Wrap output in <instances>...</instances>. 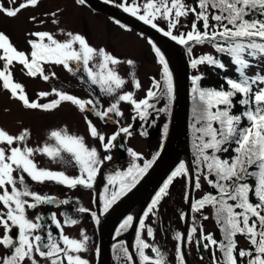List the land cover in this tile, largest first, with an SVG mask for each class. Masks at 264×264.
I'll use <instances>...</instances> for the list:
<instances>
[{"label":"snow or ice","instance_id":"6c2138e0","mask_svg":"<svg viewBox=\"0 0 264 264\" xmlns=\"http://www.w3.org/2000/svg\"><path fill=\"white\" fill-rule=\"evenodd\" d=\"M41 2L22 0L17 4V0H10L14 6L6 8L0 3V14L16 18L22 10L39 7ZM75 2L82 5L85 0ZM117 6L184 46L193 70L198 72L203 65L226 69L217 55H194V45L207 44L215 53L228 56L238 74L234 78H224L227 89L223 85L219 89L202 87L200 81L204 78L203 73L190 77L194 134L192 163L195 172L181 161L143 211L133 244L139 264H169L167 254L143 238L146 234L154 240V229L146 224V220L149 216H156L161 201L169 195V188L176 178H188L191 181L193 177L195 189L201 188L200 180L203 178L215 190V194L206 193L193 200L191 211L198 213L211 207L221 239L217 240L212 233L205 234L202 225L194 224L187 231V240L191 242L199 231L200 237L196 243L206 242L203 243L205 250L214 249L210 264H264V73L258 71L253 75L247 74L254 62L264 61V0H197L194 7L185 0H131V3ZM57 12L48 15L56 17ZM189 14L194 16L190 30L178 31L183 26L182 18ZM29 19L33 23L37 21L36 16ZM159 21L166 23V29L160 26ZM52 23L59 24V20L53 19ZM59 31L66 37L62 41L48 31H29L26 34L27 51L18 49L10 37L0 31V88L8 91L10 97L26 109L50 112L58 109L62 102H69L81 113L90 112L100 121L113 120L119 126L106 137L87 115L83 117L88 135L99 141L105 153L111 152L116 146L114 142L122 134L128 137L133 135L134 123L123 125L120 119H114L124 117L122 103L131 106L132 121H140V135L147 136L145 126L155 124V121H150L152 114L169 112L174 96L173 74L161 50L149 41L162 66V72L160 79L151 78V86L145 96L137 99L133 91H123L127 82L116 71L115 66L124 61L103 47L97 49L91 46L87 38L78 32ZM126 63L132 65L134 62L128 60ZM17 65L27 77H39L45 82L56 75L55 72H46L45 65L63 66L68 73L78 77L82 84L89 86L90 98L81 99L53 88L52 92L38 93L39 98L54 94L56 98L50 102L30 100L25 86L14 79L12 69ZM92 88H98L112 102L103 107ZM133 88L139 90L142 85L134 80ZM237 95L241 97L238 103L243 109L240 114L233 112V101ZM161 99H165V104L157 108ZM167 132L166 123L163 126L164 135ZM29 138L30 131L27 128L17 135L0 128V228L3 229L0 247L6 250V254L0 255V264H41L42 261L43 264H91L82 255L89 251L90 238L85 230H80L79 238H70L63 231L65 226L78 225V219L66 211L59 213L63 217L62 221L55 212L47 217L40 213L34 217L28 215L29 210H36L40 206H67L73 202L40 194L32 189L28 181L37 184L54 182L68 189L77 186L92 189L98 174L102 172V165L112 161L113 156H101L95 146L86 144L83 136L70 133L66 127L52 130L48 135V141L52 143L45 142L40 147L27 146ZM229 151L233 153L231 157L220 155ZM127 152L131 158L128 167L107 175L108 187L101 197L103 213H107L136 186L160 155L157 152L151 160H146L132 148H127ZM37 153L45 155L64 170L38 166L34 159ZM141 160L142 164L139 163ZM72 167L78 170L75 176L67 174V169ZM188 199L186 195V203ZM76 204L79 205V200ZM74 211L89 213L95 223L100 222L97 212L87 207H74ZM184 218L182 213L181 219ZM202 219L208 220L209 216L204 215ZM48 220L59 230L58 236L53 234ZM133 223L134 217L128 215L117 228L116 236L129 230ZM237 235L246 238L250 245L248 249L238 248ZM173 239L178 242V264H186L181 249L182 234L175 232ZM113 249L122 253L127 264H135L124 241L114 244ZM146 250H150L152 255L147 254ZM216 251L220 253L219 257ZM95 253L99 254L98 247ZM116 258L119 260L120 256Z\"/></svg>","mask_w":264,"mask_h":264},{"label":"rangeland","instance_id":"374dc122","mask_svg":"<svg viewBox=\"0 0 264 264\" xmlns=\"http://www.w3.org/2000/svg\"><path fill=\"white\" fill-rule=\"evenodd\" d=\"M195 1L196 0H185L187 4L193 7V3ZM20 2H22V0H17V4ZM0 3H2L6 8L14 6L11 5L10 0H0ZM109 3L118 7L117 5L131 3V0H111V2ZM118 8L123 9L122 7ZM57 10L59 11L57 12ZM52 12H57V16L52 17L51 15H48ZM32 16L37 17V21L35 23H33L29 19ZM53 19L59 20V24H53ZM41 20L44 21L43 24L40 23ZM193 20L194 16L192 14H189L186 18H182L181 25L183 26L180 27L178 31L186 32L190 30V26ZM158 23L161 27H164L166 29L165 22L159 21ZM60 29H64L65 32H78L87 38L91 46L97 49L103 47L108 52L124 61V63L115 66L116 71L127 82L125 87L123 88V91H133L137 99L143 98L145 96L146 90L151 86V78L155 77L156 79H160L162 66L158 63V58L155 56L151 44H149V39H146L142 35H138L131 29L128 30L126 28H123L109 18H106L98 13H93L91 10L83 7L81 4L76 3L75 0H42L39 7H29L25 10H22L16 18H8L7 16L0 14V31H3L6 35H8L12 43L20 50H28V45L26 44V39L28 37L26 34L29 31H48L50 33H53L58 40L62 41L66 37L60 33ZM181 48H183L184 55H186L187 59H189L186 48L184 46H181ZM193 48L194 55L197 57L202 54H216L214 52V49L207 44L194 45ZM162 54L164 55V53ZM165 59L168 62L169 69L173 74V70L171 69L169 60L166 57ZM128 60H132L134 63L132 65H128L126 63V61ZM206 67L207 65L200 66L198 72L190 67V69L192 70L191 73L193 75L202 73ZM45 70L46 72H55V77H51L49 81L45 82L39 77H27L21 71L19 65L15 66L12 69L14 79L25 86L26 93L30 100H37L40 103L50 102L52 99L56 98L54 94L48 97L39 98L38 93L42 91L52 92L53 88L61 89L81 99L90 98L89 86L82 84L78 77H74L72 74L68 73L63 68V66L45 65ZM258 71L264 73V61H260L259 63L254 62L253 66L247 70V73L251 74ZM134 80H138L141 83V89L137 90L133 88ZM173 84H175L174 76ZM91 90L94 91L96 96L100 98L101 105L103 107H107L112 102L111 98L106 95H102L99 92L98 88H92ZM173 99L172 103L174 104ZM164 104L165 99H161L157 104V108L163 107ZM121 110L124 112V117L114 119H120V123L123 125L134 123L132 130L133 135L131 137L124 136V147L126 148V150L127 148H132L136 152L140 153L144 159L151 160L152 156L155 155L159 150L160 144L162 142L160 136L161 133L159 132V126L162 125L165 121V114L153 113L150 117V121H155V124H147L145 126V130L148 132V135L141 136V122L132 121L131 117L133 115V112L131 106L126 103H122ZM192 110L193 105H191L189 108L190 132L193 134ZM85 115H87L89 119L94 122L97 128L103 134H105L106 137L113 134L119 126L114 123L113 120H109L107 122L100 121L90 112L81 113L75 106L71 105L69 102H62L61 106L58 109L52 110L50 112H45L40 109H26L19 101L11 98L8 91L0 88V128H3L13 135H17L25 128H27L30 131V138L27 141V146L36 148L43 146L45 142L52 143V141H48L49 133L52 130L66 127L70 133L83 136L85 138L86 144L89 147L95 146L101 156L105 154H111L113 156V160L105 162L102 167H104L105 164H109L115 161L116 166L114 167L113 172L115 170H123L125 169V167L127 168L131 159L128 152L123 155L121 151L115 146L110 153H105L100 146L99 141L93 139L88 135L87 125L83 118ZM190 154L191 149L188 154H186V159L182 160L186 162L187 165L188 162L189 164H191L192 162ZM34 159L40 167L49 168L51 170H64L59 164L52 163L51 160L43 154L37 153ZM139 163L142 164L143 160L139 161ZM67 174L69 176H75L78 174V170L75 167L68 168ZM184 180L185 178H176L173 181L172 185L169 188V195L161 201L156 216H149L147 218L146 224L152 226L154 229V240L152 238H148L146 234H144L143 236V238H145L147 242L159 246L161 250L167 254L169 264H178V261L176 260V247L178 242L173 239L174 234L175 232L179 231L183 237L184 226L186 222L189 223V199L186 203L185 196L187 191L185 189L186 185ZM28 183L31 185L33 190L37 191L40 194H52L59 199H70L73 202L71 205L63 206L61 210L55 209L56 207H54L53 211L55 213H60L67 210H72L73 212L74 207L78 206L87 207L91 211L95 210V206L93 204V194L83 188L81 189L79 187H76L75 189H68L67 187L58 185L54 182L37 184L29 180ZM200 183L201 188L197 191L198 196H201L202 193H204L207 189V182L204 181L203 178H201ZM77 200H79V205L76 204ZM147 205L148 203L145 205L144 210H146ZM212 211L213 209L211 207H206L202 212L194 213V222L202 225L205 234L214 232L216 228L215 220L212 219ZM74 212L75 213L72 217L78 219L80 223L76 226H69L71 227L69 229V232L71 234L75 233L74 238H79L80 230H85L86 234L90 238L87 258L91 261V264H94L96 261L95 249L97 248L98 244L97 230L100 222L98 224L95 223L89 213L81 214L76 211ZM37 213L39 212L29 210L28 215L29 217H34ZM182 213L185 215V218L183 220L181 219ZM100 214L102 215L103 212L101 211ZM129 215L135 217L134 213L132 212ZM204 215L209 216V219L203 220L202 216ZM101 217H98L99 221L101 220ZM2 234L3 229L0 228V235ZM127 234L128 231L117 237L126 238L128 236ZM134 238L135 233L131 238L129 244L132 251ZM241 240L242 248L247 249L250 246L247 240L243 238ZM125 245L128 247L126 240ZM181 249L185 257V261L188 262V264H191V260L189 258V255L187 254L188 251L186 250L185 243L183 241L181 243ZM206 251L207 252H205L204 254L205 257L203 256L204 258L199 256V253H195L194 257L197 264H210L214 249H208ZM146 253L152 255L150 250H146ZM4 254H6V250L0 247V255ZM119 254L120 253L117 251L115 257L120 256ZM216 256L218 257L217 253ZM123 260L125 261L123 257H120V261L122 262V264H126ZM135 263L137 264L136 257ZM41 264H43V261L41 262ZM111 264H114L113 260H111Z\"/></svg>","mask_w":264,"mask_h":264},{"label":"water","instance_id":"95a60500","mask_svg":"<svg viewBox=\"0 0 264 264\" xmlns=\"http://www.w3.org/2000/svg\"><path fill=\"white\" fill-rule=\"evenodd\" d=\"M82 6L91 10L95 14L98 13L106 18L112 19L124 28L131 29L138 35H142L146 39H149L162 51V53H164L165 57L170 62L171 69L173 70L175 81L174 104L171 112L172 115L169 122L170 125L167 137L159 152L160 155L157 157L148 172L141 177L136 186L121 197L109 209V211L105 213L98 227L97 247L99 248V254H96V261L94 264H111V248L112 244L117 241L114 237L117 227L127 217V215L131 214V212L138 207V205L143 204L137 214H135L134 223L128 231V236L123 238L127 241L129 252L135 261V256L129 244L131 238L136 232V229L138 228V221L143 214L144 207L148 203V199L152 197L156 191H158V188L163 184L170 172L178 166L182 157L181 155L185 154L186 156L189 152V75L191 69L189 67L188 60L184 56L181 45H178L170 38L165 37L162 32H158L157 30L151 28L150 25L144 24L142 21L125 12L123 9L118 8L104 0H85ZM114 143L116 148H118L123 155L127 153V150L124 147V135L118 137ZM188 166L192 170L189 162ZM193 182L194 177L193 180L190 181L189 186V211L194 192ZM187 224L188 223L186 222L183 229V242L185 240ZM186 263L188 264V262Z\"/></svg>","mask_w":264,"mask_h":264},{"label":"trees","instance_id":"16d2710c","mask_svg":"<svg viewBox=\"0 0 264 264\" xmlns=\"http://www.w3.org/2000/svg\"><path fill=\"white\" fill-rule=\"evenodd\" d=\"M196 2H197V0L193 3L194 4V6L196 5ZM121 26V25H120ZM124 28V27H123ZM129 30V29H128ZM215 55H217V56H219V58L222 60V62L226 65V69L225 70H221V69H218V68H213V67H211V66H207L206 68H205V70L202 72L203 73V75H204V78L202 79V81H200V84H201V86L202 87H205V88H216V89H219L220 87H221V85H223L224 86V88L225 89H227L228 88V85L225 83V77H228V78H234V77H236L238 74L235 72V69H234V66L232 65V63H231V61H230V59H229V57L228 56H226V55H219V54H215ZM185 56V58L187 59V57H186V55H184ZM188 60V62H189V66H190V61H189V59H187ZM192 72V70L190 71V75H189V80H190V77L191 76H193V74L191 73ZM255 73H257V72H255ZM255 73H247L248 75H253V74H255ZM189 91H190V95H189V102H190V106L191 105H193V98H192V93H191V80H190V86H189ZM241 97L239 96V95H237L235 98H234V101H233V103L235 104V107H234V109H233V112H234V114H240L242 111H243V109H242V106L241 105H239V103H238V101H239V99H240ZM172 102H171V105H170V111L169 112H167V113H164L165 114V121L163 122V126H164V124H168V129H169V122H170V119H171V115H172V113H171V109H172ZM190 108V107H189ZM189 116H190V114H189ZM188 123H189V119H188ZM244 123H247L246 121H244ZM162 125H160L159 126V128H160V136H161V139H162V142H161V144H160V148H159V150L157 151V152H160V150H161V148L163 147L162 145H163V143H164V141L166 140V137H167V134L166 135H164V133H163V126ZM158 128V129H159ZM191 130H190V123H189V134H190V137H189V145H190V147L191 148H189V151H190V149H191V154H190V156H191V161L193 162V159H194V150H193V148H192V145L191 144H193V138H194V136H193V134L190 132ZM222 157H224V158H228V157H231L232 155H233V153L231 152V151H229L228 153H221L220 154ZM191 162V167H192V170H193V173L195 172V168H194V166H193V163ZM172 172V171H171ZM170 172V173H171ZM170 175V174H169ZM214 178V177H213ZM185 189H186V191H187V193H186V195L188 196L189 195V190H190V188H189V186H190V181L188 180V178H185ZM162 186V185H161ZM160 186V187H161ZM159 187V188H160ZM158 188V189H159ZM193 188H194V182H193ZM207 189L205 190V192L204 193H202V195H204V194H206V193H212V194H215V190L210 186V185H208V183H207V187H206ZM197 189H195L194 188V192H193V197H192V201L193 200H195V199H199V198H201L202 197V195L201 196H198L197 195ZM154 196V195H153ZM152 196V197H153ZM152 197H150L149 198V202H148V204L150 203V201H151V199H152ZM214 211V210H213ZM213 211H212V219L213 220H215L214 219V216H213ZM103 214H105V213H103ZM188 221H189V223H188V225H187V228H186V236H185V240H184V243H185V248H186V250L188 251H186L187 252V254L189 255V258H190V260H191V264H197L196 263V260H195V257H194V255H195V253H199L198 255L199 256H201V257H205V252H207L206 250H205V248L203 247V243H206V242H202V243H200V244H197L196 243V241L199 239V237H200V233H199V231L192 237V241L191 242H189L188 240H187V231H188V229L190 228V227H192V226H194V224L195 225H199L198 223H195L194 222V213L191 211V208H190V213H189V219H188ZM122 223V222H121ZM120 223V224H121ZM216 223V222H215ZM119 227V226H118ZM117 227V228H118ZM216 228H215V230H214V232H212V234L214 235V238H216L217 240H220L221 239V232L219 231V228H218V226H217V224H216V226H215ZM117 230V229H116ZM128 231V230H127ZM126 231V232H127ZM126 232H124V233H126ZM123 234V233H122ZM114 235H115V237H117L116 236V231H115V233H114ZM245 239L246 240V238L244 237V236H242V235H237V237H236V240L238 241V248H242V246H241V239ZM119 241H124L125 242V240L124 239H117V241H115L113 244H112V248H111V255H110V257H111V260H113L114 261V264H122V262L120 261V259L119 260H117V258L115 257V254L117 253V251H114V249H113V245L114 244H117ZM190 245V246H189ZM250 247V246H249ZM248 247V248H249ZM247 248V249H248ZM194 252V253H193ZM216 253H217V255H218V257L220 256V253L218 252V251H216ZM133 254H134V256L136 257V261H137V264H139V260H138V255L135 253V251H134V249H133ZM120 255V257H123V255H122V253H120L119 254ZM203 257V258H204ZM124 261V260H123ZM124 263H126L127 264V262L126 261H124Z\"/></svg>","mask_w":264,"mask_h":264},{"label":"flooded vegetation","instance_id":"af4514ba","mask_svg":"<svg viewBox=\"0 0 264 264\" xmlns=\"http://www.w3.org/2000/svg\"><path fill=\"white\" fill-rule=\"evenodd\" d=\"M115 164H116V162L114 161L112 163L105 164V166L102 167V172L98 174L97 180L94 182V185H93V188L92 189H87V188H84L83 186H77V187H79L81 189L83 188V189H85V190H87V191H89L90 193L93 194V196H94L93 204L95 206V210L94 211L97 212L98 217H101V216L103 217L104 216V214H102V215L100 214V212L102 211V206H103L102 205L101 197L105 194V189L108 187V185H107V179H106L107 178V175L113 173V169L116 166ZM125 169H126V167H125ZM50 195H52V194H50ZM52 196H54V195H52ZM54 207L55 206L45 205V206L38 207L36 210H30V211H36V212L38 211L40 214H43V215H45L47 217L51 213L54 212L53 211ZM62 207L63 206L56 207L55 209H60L61 210ZM66 212H68L71 216H73V214L75 213L74 211L72 212V210H67ZM102 217H101V219H102ZM57 218L60 219L61 221L63 220V217H61L59 215V213H57ZM47 223H48V226L50 227V229L52 230L53 234L56 235V236H58L59 235V230H57L55 228V226L51 224V221L50 220H48ZM70 228L71 227H69V226H65L64 229H63L64 234L65 235H68L71 238H74V234L75 233L74 234H71L69 232V229ZM67 232H69V233H67ZM97 233H98V230H97ZM115 238L116 239H123V238H118V237H115ZM82 255H84L86 258L88 256L87 253H83ZM38 259H39V257H38Z\"/></svg>","mask_w":264,"mask_h":264},{"label":"bare ground","instance_id":"6f19581e","mask_svg":"<svg viewBox=\"0 0 264 264\" xmlns=\"http://www.w3.org/2000/svg\"><path fill=\"white\" fill-rule=\"evenodd\" d=\"M181 156H182V157H181L180 161L186 159L185 154H184V155H181ZM142 205H143V204L138 205V207H136V208L132 211V213H134V215L137 214L138 210L142 207Z\"/></svg>","mask_w":264,"mask_h":264}]
</instances>
